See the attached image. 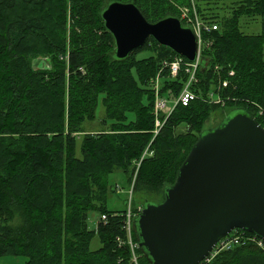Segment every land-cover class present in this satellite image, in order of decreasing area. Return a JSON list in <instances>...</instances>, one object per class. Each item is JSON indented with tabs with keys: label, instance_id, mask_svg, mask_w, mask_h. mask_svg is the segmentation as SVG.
<instances>
[{
	"label": "trees",
	"instance_id": "16d2710c",
	"mask_svg": "<svg viewBox=\"0 0 264 264\" xmlns=\"http://www.w3.org/2000/svg\"><path fill=\"white\" fill-rule=\"evenodd\" d=\"M112 2L133 3L150 23L181 19L186 8L218 25L203 35L212 45L202 52L191 88L197 99L178 105L155 138L154 80L164 61L180 56L150 39L117 59L102 19ZM227 2L222 12L205 7ZM256 18L262 33H244L241 22ZM144 51L151 56L138 59ZM38 57L48 58L50 68L35 69ZM188 78L184 68L176 78L163 70L160 95L177 99ZM210 93L264 127L256 114L264 109V0H0V256H21L25 264H132L129 247L116 244L123 217L113 214L124 211L107 208L109 176L119 171L133 183L134 164L152 142L133 190L163 188L164 194L204 122L225 107L211 103ZM101 98L102 123L110 127L86 132ZM91 212L109 215L108 222L100 219L90 230ZM96 235L101 248L92 250ZM139 254L140 264H150ZM210 264H264V251L245 242Z\"/></svg>",
	"mask_w": 264,
	"mask_h": 264
},
{
	"label": "water",
	"instance_id": "95a60500",
	"mask_svg": "<svg viewBox=\"0 0 264 264\" xmlns=\"http://www.w3.org/2000/svg\"><path fill=\"white\" fill-rule=\"evenodd\" d=\"M102 19L119 60L150 39L190 63L197 59L196 36L179 18L150 23L133 3L112 2ZM135 228L150 264H200L237 229L264 241V127L237 109L204 130L163 201L146 202Z\"/></svg>",
	"mask_w": 264,
	"mask_h": 264
},
{
	"label": "built area",
	"instance_id": "2783aa9c",
	"mask_svg": "<svg viewBox=\"0 0 264 264\" xmlns=\"http://www.w3.org/2000/svg\"><path fill=\"white\" fill-rule=\"evenodd\" d=\"M181 19L184 21L185 25L189 26L196 38H197V44H198V56L197 60L193 63H185L182 58H175L174 61L168 62L164 61L162 63V68L160 69L157 78L154 80L155 88H156V99L154 104V116H155V127L153 130V136L154 138L161 132V130L164 128L168 118L171 116L172 112L175 110V108L178 105L188 106L191 102L197 99V95L193 92L191 89L194 84L198 82L197 72L200 69V61H201V55L203 50L206 47H210L212 45V41L208 39H204L203 35L204 33H212L213 31L218 30L217 24H206L204 23L197 15V13L194 10L193 16H191V10L190 9H183L182 10V16ZM184 68L185 72L189 75L188 81L182 91L179 93L178 98L175 101V104L172 108V110L166 114L165 109L167 108V105L169 103L168 100L165 99V97L160 96L159 93V77L163 70H169L170 76L172 78H176L178 74L182 71ZM234 72L231 71L229 73L230 76H234ZM214 94L209 95V101L211 103H222L223 100L221 98H218L216 101L214 100ZM258 117H260L264 121V109L259 108L256 112ZM152 143V142H151ZM150 143V145H151ZM150 145L145 150L139 161H137L134 164L135 168V178L138 174V171L141 167L142 162L148 157L152 156L153 153L150 151ZM117 190L120 191V188L117 187ZM141 212V207H132L129 206L128 210L121 214L120 216L123 217V226L122 231L124 232V236L117 237L116 238V244L119 247L127 246L129 247V250L131 252V263L132 264H140V246L137 241L134 240V232H135V220L137 216ZM117 216V215H113ZM101 220L105 223L109 220V215L104 214L101 217ZM245 242H252L256 244L258 247H260L264 251V241L257 238L254 235H249L244 231L237 230L233 232L228 237L221 240L216 248L213 250V252L205 258L200 264H210L212 260L222 251L229 250L232 247L236 245H240Z\"/></svg>",
	"mask_w": 264,
	"mask_h": 264
},
{
	"label": "rangeland",
	"instance_id": "374dc122",
	"mask_svg": "<svg viewBox=\"0 0 264 264\" xmlns=\"http://www.w3.org/2000/svg\"><path fill=\"white\" fill-rule=\"evenodd\" d=\"M228 4L229 2L225 4L219 3L218 5L209 4L206 5L205 7L207 8L217 7L218 8L217 12H222L227 10L229 6ZM230 10L231 9H229V11ZM241 29L244 33L248 35H260L262 33L261 22L258 18H256V20L248 22V24H245V22L242 21ZM150 56H151L150 51H144L138 55V59H146L149 58ZM49 61L50 60L48 58L46 59V58L38 57L33 61V66L35 69L50 68ZM164 97L166 100L169 101L167 108L165 109V113L168 114L172 110L176 99L172 100L167 96ZM220 104H224L225 107L223 106L221 108L219 107L216 110H214V112H212L210 118L204 122L202 126V131L215 128L225 119V117L228 114L237 110V109H230L231 107L227 105V102L223 101ZM105 117H106V112L101 98L99 99L96 120L93 123H85L84 130L86 132H92L94 134L96 132L108 130L111 122L107 121L106 125L103 124L102 121L105 119ZM80 145H81V138L79 139L78 142V149H77L78 157H81ZM109 185H110V191L108 195L107 208L110 211H118V212L125 211L128 210L129 206L143 207L146 202L160 203L164 199L163 188L159 190L141 189L134 192L132 188V183H130L127 177L119 171H116L109 176ZM116 187H119L121 191L117 192ZM99 220H100V213L91 212L88 218L89 229L96 230ZM100 248H101V243L98 236L96 235L92 240L91 249L98 250ZM25 263H26V258L21 256H12V255L0 256V264H25Z\"/></svg>",
	"mask_w": 264,
	"mask_h": 264
}]
</instances>
